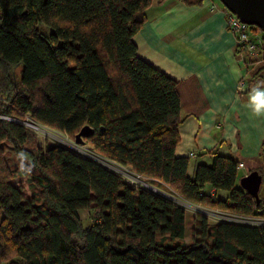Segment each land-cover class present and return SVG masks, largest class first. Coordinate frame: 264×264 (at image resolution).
I'll return each instance as SVG.
<instances>
[{
  "label": "trees",
  "instance_id": "obj_1",
  "mask_svg": "<svg viewBox=\"0 0 264 264\" xmlns=\"http://www.w3.org/2000/svg\"><path fill=\"white\" fill-rule=\"evenodd\" d=\"M153 2L0 0V264H264V225L210 227L199 215L187 244L183 205L62 145L30 154L36 194L14 182L30 170L12 171L3 143L19 155L37 139L26 119L74 138L89 125L85 145L101 157L194 205L264 219V195L258 203L240 187L236 159L214 153L190 176L192 157L176 154L178 83L142 59L134 41ZM11 67H21L18 82L4 77ZM82 211L92 214L87 226Z\"/></svg>",
  "mask_w": 264,
  "mask_h": 264
},
{
  "label": "crops",
  "instance_id": "obj_2",
  "mask_svg": "<svg viewBox=\"0 0 264 264\" xmlns=\"http://www.w3.org/2000/svg\"><path fill=\"white\" fill-rule=\"evenodd\" d=\"M229 14L220 0L196 6L154 0L134 41L142 59L178 83L183 122L176 154L194 153L189 175L191 165L194 170L210 165L219 153L239 162V184L264 164V116L254 114L250 95L256 86L264 87V33L250 30L254 41L262 40L256 53L238 47ZM216 192L228 198L227 192Z\"/></svg>",
  "mask_w": 264,
  "mask_h": 264
},
{
  "label": "rangeland",
  "instance_id": "obj_3",
  "mask_svg": "<svg viewBox=\"0 0 264 264\" xmlns=\"http://www.w3.org/2000/svg\"><path fill=\"white\" fill-rule=\"evenodd\" d=\"M39 29L41 33L45 36H48L52 29L46 25H40ZM15 74V75H14ZM12 77L11 80L19 81L20 75H21V67H11L7 72H4L5 76ZM27 123V122H25ZM37 139L32 138L29 142H27L25 145L21 147V153L18 155L13 150V146L5 141L3 143V146L5 147L4 155L6 162L8 163L9 168L12 171L16 170H30V174L28 176L22 175L18 178H14V182L18 185H21L24 189L25 194L28 197H32L34 194L37 193L38 187L36 186L35 179L33 177V174L36 175V173L30 168L31 162H30V154L38 152V150L44 151L47 148V143H53L65 146L72 151L85 156L94 159L95 161L99 162L100 164L106 166L110 170L118 173L121 175L128 183L132 185L142 186L145 188H148L152 190L153 192L157 194H161L162 196L170 199L171 201L183 205L184 208L187 210V235L185 237V242L187 244H192L193 239V230L195 228V225L197 223L196 217L199 215H203L208 217V223L210 227H213L216 223H218L221 220H227L224 217H227L228 219H233L235 215H233L229 211L222 210L220 208H214L211 206L201 207L194 205L192 203H189L185 200H182L181 198H178L175 193L164 185H159L156 181H150L148 179H145L144 177H141L128 167H124L121 164L115 163L113 161L107 160L100 155L96 154L95 151L90 146L87 145H78L75 140L74 136H70L65 132L57 131L50 128H43L41 131H36ZM194 158V157H192ZM192 164V163H191ZM194 167L191 165L190 167V176H193L194 173L192 171ZM195 171V170H194ZM259 172L263 175L264 178V164H262L261 167H259ZM206 192L210 191V186L208 185L205 188ZM222 193V192H221ZM261 195H264V181L261 187L260 191ZM222 195V194H220ZM80 217L84 223V225H89L93 221L92 214L87 211L80 212ZM3 218V211L0 208V221ZM255 224H258L257 222Z\"/></svg>",
  "mask_w": 264,
  "mask_h": 264
},
{
  "label": "water",
  "instance_id": "obj_4",
  "mask_svg": "<svg viewBox=\"0 0 264 264\" xmlns=\"http://www.w3.org/2000/svg\"><path fill=\"white\" fill-rule=\"evenodd\" d=\"M228 11L236 15L242 22L258 27L264 33V0H220ZM94 129L85 125L74 140L78 145H85L86 138L94 135ZM263 175L254 170L243 176L239 180L240 187L253 196L259 203L261 198V187Z\"/></svg>",
  "mask_w": 264,
  "mask_h": 264
},
{
  "label": "built area",
  "instance_id": "obj_5",
  "mask_svg": "<svg viewBox=\"0 0 264 264\" xmlns=\"http://www.w3.org/2000/svg\"><path fill=\"white\" fill-rule=\"evenodd\" d=\"M212 7H215L212 5ZM228 25L230 30L235 34L236 37V44L238 47L245 48L250 53H256L260 50L262 46V40L254 41L250 35V25L242 22L236 15L230 13L228 16ZM27 122V123H25ZM24 124L26 126L30 127L35 133L36 131H41L43 128H48L46 126L40 125L31 119H26L24 121ZM37 134V133H36ZM190 156H194V153H190ZM243 166V164H241ZM233 219H228L227 217H224L227 220L238 222V223H247V224H253V225H264V219H255V218H247L243 216H233ZM258 224H255V223Z\"/></svg>",
  "mask_w": 264,
  "mask_h": 264
},
{
  "label": "clouds",
  "instance_id": "obj_6",
  "mask_svg": "<svg viewBox=\"0 0 264 264\" xmlns=\"http://www.w3.org/2000/svg\"><path fill=\"white\" fill-rule=\"evenodd\" d=\"M251 95V102L254 105V114L258 117L264 116V87L256 86L253 88Z\"/></svg>",
  "mask_w": 264,
  "mask_h": 264
},
{
  "label": "bare ground",
  "instance_id": "obj_7",
  "mask_svg": "<svg viewBox=\"0 0 264 264\" xmlns=\"http://www.w3.org/2000/svg\"><path fill=\"white\" fill-rule=\"evenodd\" d=\"M140 176V175H139ZM142 177V176H141Z\"/></svg>",
  "mask_w": 264,
  "mask_h": 264
}]
</instances>
